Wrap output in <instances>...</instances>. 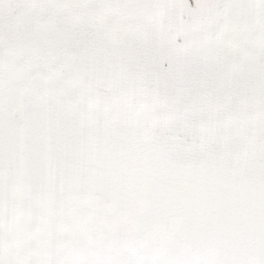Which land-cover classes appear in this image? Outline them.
<instances>
[{
	"label": "snow or ice",
	"instance_id": "snow-or-ice-1",
	"mask_svg": "<svg viewBox=\"0 0 264 264\" xmlns=\"http://www.w3.org/2000/svg\"><path fill=\"white\" fill-rule=\"evenodd\" d=\"M0 264H264V0H0Z\"/></svg>",
	"mask_w": 264,
	"mask_h": 264
}]
</instances>
